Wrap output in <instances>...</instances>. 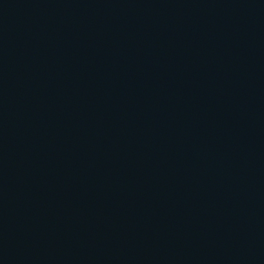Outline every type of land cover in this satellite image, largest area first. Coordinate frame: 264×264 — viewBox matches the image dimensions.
<instances>
[{
	"label": "water",
	"instance_id": "water-1",
	"mask_svg": "<svg viewBox=\"0 0 264 264\" xmlns=\"http://www.w3.org/2000/svg\"><path fill=\"white\" fill-rule=\"evenodd\" d=\"M0 264H264V0H0Z\"/></svg>",
	"mask_w": 264,
	"mask_h": 264
}]
</instances>
